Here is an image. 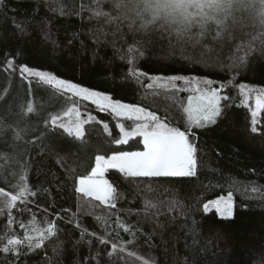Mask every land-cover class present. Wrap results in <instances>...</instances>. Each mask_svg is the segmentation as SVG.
<instances>
[{
    "label": "trees",
    "instance_id": "obj_1",
    "mask_svg": "<svg viewBox=\"0 0 264 264\" xmlns=\"http://www.w3.org/2000/svg\"><path fill=\"white\" fill-rule=\"evenodd\" d=\"M96 8L95 0H0V119L5 125L26 119L32 131L25 140L38 137L34 144L16 142L26 152L21 158L27 161L24 168L15 163L11 132L0 138V154L9 157L0 164V186L14 190L8 183L17 184L26 175V183L36 193L12 210L11 227L7 210L0 215V237L22 238L25 231H43L49 223L56 227V235L41 248L28 252L24 247L18 259L0 253V264H144V260L149 264H264V113L258 117V132L253 133L249 109L239 106L240 84L264 88V54L250 53L244 66L229 68L245 56L249 44L260 49L264 36L258 28L237 26L230 36L218 40L212 39L214 28L202 37L194 32L181 38L163 21L144 30L137 22L130 30L126 20L109 22L94 16ZM103 10H112L110 0H105ZM134 44L143 51L135 66L146 75L139 77L128 75L127 48ZM8 59H14L16 71L5 70ZM21 65L145 107L181 130L187 125L183 108L193 93L161 87L151 77L211 79L214 87L224 83L222 94L229 100L222 103L229 107L216 124L191 129L198 148L195 177L131 178L110 169L106 177L117 189L116 208H111L78 193L77 176L90 171L96 154L143 148L139 138L127 145L111 143L118 138L117 118L88 101L57 92L36 77L22 79ZM176 84L179 89L188 87L183 81ZM28 101H33L36 112L24 117L20 105ZM73 104L83 118L89 113L95 117L85 125L84 141L43 122ZM249 104L254 106L253 100ZM97 121L109 123L112 136ZM229 193L234 199L233 219L204 213L205 202ZM146 203L155 206L145 209ZM121 223L131 231L125 232ZM85 229L109 243L101 244L91 235L82 238ZM5 242L0 239V247Z\"/></svg>",
    "mask_w": 264,
    "mask_h": 264
},
{
    "label": "snow or ice",
    "instance_id": "obj_2",
    "mask_svg": "<svg viewBox=\"0 0 264 264\" xmlns=\"http://www.w3.org/2000/svg\"><path fill=\"white\" fill-rule=\"evenodd\" d=\"M95 3L97 8L93 11L94 16H103L109 22L126 20L129 22L130 30L135 29L137 22H139V29L144 30L149 25L163 21L164 27L172 28L181 38L191 36L194 32L202 37L214 28L215 34L212 39L218 40L224 36H230L232 30L237 26L240 28L248 26L258 28L261 36H264V0H110L111 11L103 10L105 0H95ZM113 13H116V15H113ZM249 21H252L251 25H249ZM17 27L20 26L17 25ZM117 31H119V28H117ZM253 39L255 40V37ZM256 51L264 54V40H261L260 49H257L254 44H249L245 56L234 60L229 68L234 69L244 66L248 55ZM205 54L201 53V56L203 57ZM142 55L143 51L135 44L127 48V58L130 65L129 76L146 75L138 71L135 66V60ZM124 58L125 55L122 54L121 59ZM13 64L14 59H8L5 70L16 71ZM19 73L22 79H27L28 76L36 77L40 82L54 88L57 92L61 94L68 93L83 101H88L95 105L100 112H109L117 118L115 128L118 129V138H114L111 143L117 146L127 145L134 138H139L143 150H115L110 155L96 154L94 156V166H91L90 171L77 176L78 186L75 190L78 193L85 197L94 198L111 208H116L117 189L108 179H105V175L110 169H115L123 176L131 178L195 177L198 167V148L194 142V133L191 129L216 124L218 118L224 115V110L229 107L228 104L222 103L229 100L228 95L222 94L225 90L224 83H221L219 87H214V82L211 79L201 80L179 75L167 78L151 77V79L160 83L161 87L193 93L187 97V106L183 108V112L187 116V125L185 130H181L180 127L170 126V123L157 115L156 112L149 111L145 107L123 103L119 99H113L108 94L58 78L51 72L21 65ZM177 81H183L188 87L186 89L177 88ZM152 87V84L148 85V88ZM239 91L242 97L239 106L249 109L251 132L257 133V125L261 123L258 117L261 113H264V88L240 84ZM0 99H3V96H0ZM252 99H254V106L249 104ZM20 109L24 117L36 112L33 101L21 104ZM83 115L77 106L73 104L62 114L50 115L43 122L46 127L62 129L67 136L77 141H84L86 135L85 125L95 120V117L89 113L85 119ZM121 120L131 121L132 125L126 127L125 123L120 122ZM97 123H101L103 130L109 136H112L109 123L104 121H97ZM6 131H10L12 134L13 144L10 147L17 153L15 163L24 168L27 161H22L21 158L26 155V152H21V145L16 142L22 141L24 145L34 144L38 137L25 140V136L32 131L26 119L17 120L7 125L0 119V138L4 136ZM8 159L7 154H0V164L3 163V160ZM68 170L73 171L71 168ZM19 179L20 182L17 184L8 183V187L14 190H6L5 186H0V197L3 198L0 201V215L5 213V209L7 210L8 227H11L14 222L12 210L17 208V204H25L28 202L29 196L36 195L26 183V175L20 176ZM253 190L255 191V189ZM154 206L146 203L145 209ZM213 208L221 219H233L232 194L229 193L227 198L222 196L210 200L203 205L205 214ZM119 220L120 218L117 217L118 223ZM119 226L125 232L131 231L127 225L121 223ZM20 227L24 228L25 225L21 223ZM77 227H80V225L77 224ZM32 231L38 232V235L33 236L25 231L22 238L18 235L8 236L7 234L0 237V239L6 241L0 247V253L11 254L18 259L20 255L24 254L22 248L26 247L28 252L39 249L46 239L56 235L54 223H49L43 231L35 228ZM85 235L97 238L101 244L107 245L109 243L107 239L98 237L96 233H88L86 229L81 233L82 238ZM111 247L115 251L117 245L113 243ZM144 264H149V261L144 260Z\"/></svg>",
    "mask_w": 264,
    "mask_h": 264
},
{
    "label": "rangeland",
    "instance_id": "obj_3",
    "mask_svg": "<svg viewBox=\"0 0 264 264\" xmlns=\"http://www.w3.org/2000/svg\"><path fill=\"white\" fill-rule=\"evenodd\" d=\"M36 70H38V69H36ZM58 77V76H57ZM58 78H60V77H58ZM63 79V78H62ZM64 80H66V79H64ZM68 81H70V80H68ZM72 82V81H71ZM74 83V82H73ZM81 86V85H80ZM248 86V85H247ZM81 87H84V86H81ZM249 87H252V86H249ZM85 88H88V87H85ZM89 89H91V88H89ZM91 90H95V91H98V90H96V89H91ZM101 92V91H100ZM102 93H105V92H102ZM105 94H107V93H105ZM109 95V94H108ZM253 100V103H254V99H252ZM251 101V100H250ZM249 101V102H250ZM121 102H123V101H121ZM123 103H126V102H123ZM128 104H130V103H128ZM135 139V138H134ZM132 141V140H131ZM130 141V142H131ZM129 142V143H130ZM138 150H143V148H141V149H133V150H125V151H138ZM105 179H107V177H106V175H105ZM227 196L228 195H223V197H225V198H227ZM220 197H222V196H220ZM219 197H217V198H215V199H218ZM233 198V197H232ZM215 199H212V200H215ZM210 201V200H209ZM208 202V201H207ZM207 202H205V203H207ZM204 203V204H205ZM233 211H234V199H233ZM208 213H215L216 215H218L217 213H216V211H215V209L213 208V209H211ZM33 229H29L28 230V233L30 234V235H33V236H36V235H38V232H34V231H32Z\"/></svg>",
    "mask_w": 264,
    "mask_h": 264
}]
</instances>
